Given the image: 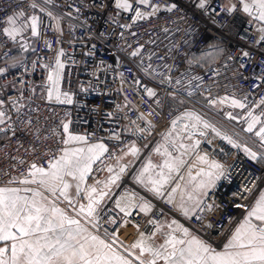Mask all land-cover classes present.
Instances as JSON below:
<instances>
[{"label":"built area","instance_id":"built-area-1","mask_svg":"<svg viewBox=\"0 0 264 264\" xmlns=\"http://www.w3.org/2000/svg\"><path fill=\"white\" fill-rule=\"evenodd\" d=\"M122 3L0 0V186L48 167L65 149L67 122L87 143L106 145L89 174L97 182L130 143L146 155L161 136L196 130L199 114L212 127L196 149L224 170L196 212L183 219L168 198L176 185L156 199L124 176L94 221L132 243L170 215L221 249L264 187V143L245 127L251 112L264 121V24H252L240 0ZM218 49L215 62H201ZM225 99L243 104L245 119L226 118L234 110Z\"/></svg>","mask_w":264,"mask_h":264},{"label":"snow or ice","instance_id":"snow-or-ice-1","mask_svg":"<svg viewBox=\"0 0 264 264\" xmlns=\"http://www.w3.org/2000/svg\"><path fill=\"white\" fill-rule=\"evenodd\" d=\"M141 3H147V0H141ZM254 3L259 5V18L264 20V0H254ZM121 6L129 7L127 0H123ZM250 10L249 6L245 4L244 11ZM8 20L10 23L15 22L14 17H9ZM32 23L35 26V17L32 18ZM5 31L8 30L5 29ZM12 31L14 32L15 29ZM8 34L12 35V32ZM148 91L149 95L154 94L151 90ZM233 103L239 107H244L238 101H233ZM196 119L199 120V117H196ZM259 122V117L253 116L247 130L251 132L254 125ZM173 124H175V121H173ZM205 126L208 125L205 124ZM65 130L67 131L66 125ZM257 135L264 139V127L260 128ZM225 138L227 139V137ZM84 139V137L78 136L69 137V140ZM94 149H100L101 152L107 150L103 145H92L87 149V152L92 155L87 157L81 155L85 152L83 148L66 150L65 155L52 164L50 172H45L43 168H37L36 165H33V168L48 177V179H42L41 183L49 184L51 182L50 190L54 192L55 182H63L62 174L75 175V172L71 170L73 168L80 172V179H84L85 174L90 171L91 162L99 159V154H94ZM246 151L252 159H256V153L250 149H246ZM73 157L78 158L74 160ZM82 161L86 162L82 163ZM213 166L216 168L221 167L218 164ZM24 182L28 183V181ZM152 183L159 185L160 182L152 181ZM68 187L67 183L63 184L65 198H67L66 190ZM155 190L159 192V186ZM26 191L31 190L26 189ZM92 191L95 192L96 189L93 188ZM17 192H19V189L0 188V241H12L10 245L0 247V264H113V261L116 264H133L126 257L112 252L111 245L102 240L98 241L97 237H81V232L86 230L80 227L78 220L71 219L63 210L54 206L50 207L34 198L29 199L18 196L16 195ZM36 195L42 196L39 192ZM103 195H106V193H101V197ZM44 199L46 198L42 197V200ZM94 203L95 201L87 205L88 215H92ZM123 210L121 209V211ZM80 211L84 212L85 207L81 206ZM252 217L264 222V194L260 196L256 205L249 212L248 219L236 229L231 241L226 245L227 249H235L234 251L217 252L195 237L185 241L175 236L166 242L172 248L170 252L167 250L165 252L154 250L146 246L143 239L132 247L153 254L154 258L148 264H156L157 258L169 261L170 264H264V227L252 223ZM65 225H76L77 228L73 231L66 228ZM184 232L187 235L188 230L184 229ZM82 240L83 242H81ZM177 245L184 246L178 248ZM9 253L10 255H8ZM136 260H140V257L136 256Z\"/></svg>","mask_w":264,"mask_h":264},{"label":"crops","instance_id":"crops-1","mask_svg":"<svg viewBox=\"0 0 264 264\" xmlns=\"http://www.w3.org/2000/svg\"><path fill=\"white\" fill-rule=\"evenodd\" d=\"M240 2L243 6V13L250 18L252 24H264V20H261L259 18V5L257 3H254V0H240ZM245 4L249 6V8L251 9L250 11H244ZM30 24L33 28L32 39H35L36 34L38 32L37 18L35 26H33L32 19L30 21ZM13 29H15L14 32L12 31ZM7 30L8 33L12 32V35L10 36L14 37L17 33L16 23L9 22ZM233 100L238 101L236 99ZM195 115L200 116L201 118L206 120L199 114ZM251 121L252 117L247 115L245 125L247 123H250ZM207 122L211 124L209 121ZM65 125L67 126V131L65 130ZM65 125L64 134L66 146L64 151L60 153L48 167L44 168L36 166L37 168H43L45 172H50L52 170V164L60 160V158L65 155L66 150L71 151L83 148L85 149V152L81 155L82 157H87L89 155H92L87 152V149L92 145H103L106 149V145L102 142L87 143L86 138L83 134L71 131L69 122H67ZM261 127H264V122L262 124L256 123L251 133L257 138H259L262 143H264V139H262L261 136L257 135V132H259ZM70 136L84 137L85 139L69 140ZM66 141L68 142L66 143ZM196 145L197 142L191 150L185 152L182 155L185 157L181 156L184 162L174 172L170 170H165L163 167L160 168L157 172V142L151 148V150L143 157L141 147L136 142H132L121 152L118 157L119 159H117V161L101 175V178L97 182H91L89 180L90 171L94 162L97 160L95 159L91 162L90 171L85 174L83 180L80 179V172L76 168L71 169L75 172V175L70 176L62 174L63 182H55L56 188L54 192L50 190L51 182H49V184L41 183L42 179H48V177H45L43 174L37 172L34 168L19 183L14 185H3L0 186V188L19 189V192L16 193V195L18 196L27 197L29 199L34 198L37 201L46 203L50 207L54 206L63 210V212L68 217H70L71 219L78 220L80 222V227L86 230L81 232V237H97L98 241L102 240L105 243L110 244L112 252L119 253L121 256H124L127 259L131 260L133 264H141V262H143V264H148V262L154 258L151 252L143 251L142 249L132 247L141 239L144 240L146 246L151 247L154 250H159L161 252H165V250L170 252L172 250L171 246L168 245L166 242L173 236L185 241L195 237L196 239L203 241L204 243L209 245L212 249L217 252H223L226 250L234 251L235 249H227L226 245H228L229 241H231L236 229L242 223H244L246 219H248L249 212L256 205V202L260 199V196L264 194V187L261 190V193L259 194L257 199L251 204L244 218L238 223V225L234 229L232 235L230 236L225 246L221 249L213 247L207 240H205L199 234L193 232L188 226H185L183 222L172 218L170 215L165 216L158 222L157 230L152 236L142 237L132 243H126L116 237H109L105 235L104 233L99 231L95 224V210L99 208V206L103 204L108 198V196L112 194V192L118 187L121 178L124 176H127L132 183L139 185L153 198L157 199L162 197L166 191L167 185L161 188L159 192L155 190L157 185H154L152 181H157V173L164 174V176L168 180L167 184H174L173 186L176 185L171 189L168 198L170 200H175L176 207L181 212V216L183 217V219L188 220L200 207L206 193L212 188L214 184L218 182L224 170V165L222 163L216 161L210 162L205 154L196 149ZM103 153L104 151L101 152L100 149H94V154H99V157ZM77 158L78 157H73L74 160ZM146 158L147 161L146 163H144V160ZM118 160L121 161L118 162ZM83 162L86 161H82V163ZM209 163L212 166L211 169H207L206 167ZM214 164H218L221 167L216 168L213 166ZM109 169H111V171H109ZM121 169H123V171H121ZM179 175L182 179L179 178ZM24 181H28V183H25ZM180 181H182V186H179ZM64 183H67L69 185L66 190L67 198H65V194L63 192ZM93 188L96 189L95 192L92 191ZM26 189H30L31 191H26ZM37 192L41 193L42 196H37ZM101 193H106V195H103V197H101ZM42 197L46 199L42 200ZM93 201H95L93 205L94 211L92 215H88L87 205ZM81 206L85 207L84 212L80 211ZM251 219L252 223L264 227V222L258 221L255 217H252ZM65 227L73 231H75L77 228L76 225H65ZM184 229L188 230L187 235L185 234ZM98 241L96 242L97 244ZM81 242H83V240ZM11 243L12 241H0V247H5L6 245H10ZM162 245L164 246L163 248L161 247ZM183 246L184 245H177L178 248ZM8 255H10V253ZM136 256H139L140 260H136ZM5 258L7 259V256ZM113 264H116V262L113 261ZM156 264H170V262L157 258Z\"/></svg>","mask_w":264,"mask_h":264},{"label":"rangeland","instance_id":"rangeland-1","mask_svg":"<svg viewBox=\"0 0 264 264\" xmlns=\"http://www.w3.org/2000/svg\"><path fill=\"white\" fill-rule=\"evenodd\" d=\"M216 56L215 54L213 55V52H210L201 58V62L204 64L213 63L217 59ZM225 100L228 103H230V105L232 106L234 110L232 114L225 115L226 118H230L234 121H237L240 117L242 119H245V116H242L239 114L241 107L233 103V101L235 100L233 99H225ZM208 109L212 111L211 108H208ZM249 116L259 117L255 115L253 112H251V115ZM193 117L196 120L194 124L196 125L198 124V128L196 130H190L188 128L185 131L175 130L172 132V134L163 135L158 139L157 141V172L162 167L165 170H170L174 172L184 162L182 157H185V156H182V155L185 152L191 150L195 146V143L197 142L199 137L202 135L201 133L205 132L206 129L212 127L211 124H209L206 120H204L200 116L193 115ZM196 117H199V120H197ZM259 121H260L259 122L260 124L264 122L262 117H259ZM205 124H207L208 126L206 127ZM248 125L249 123L245 125L247 129H248ZM120 161L121 160H118V162ZM146 161H147V158L144 160V163H146ZM157 181L160 182L159 185H157L159 186L160 189L165 187L166 185H167V188L169 187V184H167L168 180L166 179L164 174L157 173Z\"/></svg>","mask_w":264,"mask_h":264},{"label":"trees","instance_id":"trees-1","mask_svg":"<svg viewBox=\"0 0 264 264\" xmlns=\"http://www.w3.org/2000/svg\"><path fill=\"white\" fill-rule=\"evenodd\" d=\"M215 54L216 58L220 57L222 55L221 51L218 49L215 52H213V55ZM205 56V55H204ZM213 57V56H212Z\"/></svg>","mask_w":264,"mask_h":264}]
</instances>
